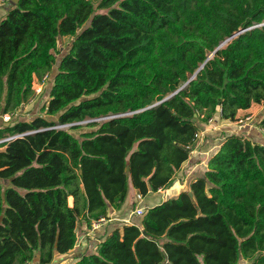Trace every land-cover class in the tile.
I'll use <instances>...</instances> for the list:
<instances>
[{
	"label": "trees",
	"instance_id": "obj_1",
	"mask_svg": "<svg viewBox=\"0 0 264 264\" xmlns=\"http://www.w3.org/2000/svg\"><path fill=\"white\" fill-rule=\"evenodd\" d=\"M8 1L0 19V264H51L76 247L80 222L89 228L128 200L143 215L64 264H264L260 138L225 134L204 175L163 198L219 109L235 121L239 109L262 104L264 127V0ZM251 26L186 87L141 110ZM60 37L72 40L43 106L53 118L17 119L35 96L34 78L53 72ZM151 193L161 199L146 205Z\"/></svg>",
	"mask_w": 264,
	"mask_h": 264
},
{
	"label": "crops",
	"instance_id": "obj_2",
	"mask_svg": "<svg viewBox=\"0 0 264 264\" xmlns=\"http://www.w3.org/2000/svg\"><path fill=\"white\" fill-rule=\"evenodd\" d=\"M10 6V1L0 0V19L2 18V16L5 15ZM258 106L262 107V104L253 103L249 108L239 109L235 121L222 119L221 113L217 112V115L214 116V121L210 124H207L204 127V130H201L202 135L199 139H197V143L191 150L189 158L182 164L181 168L177 172L173 185L169 189H165V191H163V198L171 195H176L183 188L186 190L189 189L191 181H193L197 177H201L204 175L205 171L207 170L208 160L220 148L221 143L223 141V136L225 134H240L246 131L245 133H247L248 136H252L256 139H259L260 136L251 135L252 127L254 125L252 127L248 126L243 129H239L237 125V119L246 115H252L254 118L253 120L255 121L258 117ZM147 198L148 196L145 197L143 200L147 203L146 205H153L154 203L160 201L161 196L156 201H150L149 203ZM128 201H126L127 203H124L121 209L110 210V217L106 218V220L97 227L93 225V221L89 228L85 224L82 225L79 223V241L76 247L68 253L56 254L55 259L59 256L61 258H70L71 262L75 261L88 249H94L98 239L103 236V234H106L108 230H110L109 224L112 225L111 228L113 229L114 226H117L122 222L132 221V214H130L131 210L129 208L130 205L127 206Z\"/></svg>",
	"mask_w": 264,
	"mask_h": 264
},
{
	"label": "rangeland",
	"instance_id": "obj_3",
	"mask_svg": "<svg viewBox=\"0 0 264 264\" xmlns=\"http://www.w3.org/2000/svg\"><path fill=\"white\" fill-rule=\"evenodd\" d=\"M99 11H102V10H99ZM90 21L86 22L85 25L82 27H86L87 25H89ZM71 40L72 38L71 37H60L59 38V50L56 52V55H57V62L56 64L54 65V68H53V72L50 74V77L49 79L46 81V84H45V87L43 89V91L39 94H37L36 96H34V98H32L29 102L25 103L19 110H18V114H17V119H20V120H31L32 118L38 116V115H44L46 116L47 118H53L51 116H47L45 114V112L43 111V106L45 105L46 101H47V97H48V91L50 90V87L52 86L53 84V81H54V77H55V74L56 72L58 71V66H59V61L60 59L64 56V54L68 51L69 47H70V43H71ZM259 109L257 110V113H258V117L257 119L254 121V123L252 122L250 127H252V131H251V135H258L260 136V130H259V117H260V113L263 109V105L262 107L261 106H258ZM261 109V110H260ZM254 119V118H253ZM86 122H83L81 124H85ZM1 124H4L3 123V120L0 118V125ZM246 131H244L243 134H246L245 133ZM160 197V193H151L150 196H148L147 200H148V203L150 201H153V200H156ZM139 206V203H136L135 205H133L131 208V212L130 214H134L135 210L137 209V207ZM136 208V209H135ZM81 223V222H80ZM109 227H110V230L112 229V225L109 224ZM109 231V230H108ZM69 257V256H67ZM67 262H71L70 258H61V257H57L54 262L52 264H64V263H67ZM28 264H36V261H33V262H30ZM240 264H247L245 261L244 262H241Z\"/></svg>",
	"mask_w": 264,
	"mask_h": 264
},
{
	"label": "built area",
	"instance_id": "obj_4",
	"mask_svg": "<svg viewBox=\"0 0 264 264\" xmlns=\"http://www.w3.org/2000/svg\"><path fill=\"white\" fill-rule=\"evenodd\" d=\"M50 77V73H46L44 74L41 78L36 76L34 78V83H33V89L35 90V96L39 93H41L45 87V84H46V81L49 79ZM220 109H219V111ZM11 117H12V114L10 113H5L3 115V118L5 121H9L11 120ZM214 121V116L213 117H210L208 119V124L212 123ZM253 122V116L252 115H246L244 117H241V118H238L237 119V125H238V128L239 129H243L245 127H248L251 125V123ZM71 125H73V123H67V124H59L57 125L56 127H59V128H69ZM259 130H260V139L261 141L264 142V127L262 126H259ZM202 135V132L199 131L197 134H196V138L199 139L200 136ZM138 198L141 200L142 199V195L138 193ZM135 214L139 215V216H142L143 213H144V210L141 206H138L137 209L134 211ZM106 220L105 217L99 219V220H94L93 221V225L95 227L99 226L100 224H102V222H104ZM128 222H131V221H128Z\"/></svg>",
	"mask_w": 264,
	"mask_h": 264
},
{
	"label": "water",
	"instance_id": "obj_5",
	"mask_svg": "<svg viewBox=\"0 0 264 264\" xmlns=\"http://www.w3.org/2000/svg\"><path fill=\"white\" fill-rule=\"evenodd\" d=\"M17 1V0H16ZM259 25H264V23H261V24H259ZM257 26V25H256ZM253 27H255V26H251V27H249V28H243V29H240V30H238V31H236V32H234L230 37H228L226 40H224V41H222L221 42V44L208 56V58L203 62V64L196 70V72L193 74V76L189 79V80H187L182 86H180L177 90H175L173 93H171V94H169L168 96H166L165 98H163L162 100H160V101H158V102H155L154 104H152V105H149V106H147V107H145V108H143V109H141V110H144V109H147V108H151V107H154V106H156V105H158V104H160V103H162L163 101H165V100H167V99H169V98H171L173 95H175L178 91H180L181 89H183L184 87H186L187 85H188V83L193 79V78H195V76H196V74L203 68V66L206 64V62L213 56V54L217 51V50H219V49H221V48H223L225 45H227V43H228V41H230V40H232L233 38H235V37H237L239 34H241V33H243V32H245L246 30H248V29H250V28H253ZM140 111V110H139ZM114 116H116V115H114ZM113 116V117H114ZM105 118H108V117H105ZM102 118H98V119H88V120H85V121H80V122H75V123H73V124H79V123H83V122H89V121H93V120H101ZM28 133H31V132H27L26 134H28ZM17 137V136H16ZM5 140H7V138H5V139H2L1 141H5ZM126 171L127 172H130V162L128 161L127 162V165H126ZM190 194L192 195V192H190Z\"/></svg>",
	"mask_w": 264,
	"mask_h": 264
}]
</instances>
